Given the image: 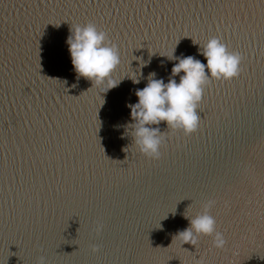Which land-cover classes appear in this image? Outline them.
<instances>
[{"label":"water","instance_id":"obj_1","mask_svg":"<svg viewBox=\"0 0 264 264\" xmlns=\"http://www.w3.org/2000/svg\"><path fill=\"white\" fill-rule=\"evenodd\" d=\"M262 7L264 0H0V264H264ZM87 23L118 46L115 75L127 76L106 94L77 79L71 63V27ZM211 38L241 53V76L208 85L191 136L161 123L162 157L144 158L125 135L126 105L150 73L168 82L174 51L206 63L193 41L203 47ZM208 201L225 248L203 236L181 247L175 237L190 226L185 216Z\"/></svg>","mask_w":264,"mask_h":264},{"label":"clouds","instance_id":"obj_2","mask_svg":"<svg viewBox=\"0 0 264 264\" xmlns=\"http://www.w3.org/2000/svg\"><path fill=\"white\" fill-rule=\"evenodd\" d=\"M66 44L77 79L90 81L92 88L96 87L98 91L106 89V94L127 77L116 78L115 74L121 64L118 46L95 24L71 27ZM193 44L200 46L199 55L204 57L206 63L191 56L175 57L174 51L169 60L178 62L171 69L168 82L156 79V74L150 73L146 87L135 91L137 102L126 105L130 108L132 123L123 126L125 135L132 138V146L148 160L159 161L162 157L161 149L167 137L160 132L158 126L161 123L167 125L168 132H182L186 137L196 133L201 120L198 107L208 85L213 81L231 82L238 79L243 72L241 66L244 57L239 52L229 51L220 39L211 38L203 47L195 41ZM177 76L179 83L175 79ZM132 81L134 84L140 83L138 78ZM213 205L214 201H208L202 213L193 218L185 216L190 226L178 232L175 237L181 247L185 244L195 247L203 236L212 238L216 250L225 248L227 241L223 233L217 230L215 218L209 214ZM96 230L102 231L103 225L98 224ZM92 251L95 253L99 248L93 246ZM39 264H46V259L41 257Z\"/></svg>","mask_w":264,"mask_h":264},{"label":"snow or ice","instance_id":"obj_3","mask_svg":"<svg viewBox=\"0 0 264 264\" xmlns=\"http://www.w3.org/2000/svg\"><path fill=\"white\" fill-rule=\"evenodd\" d=\"M261 9L264 10V7H262Z\"/></svg>","mask_w":264,"mask_h":264}]
</instances>
